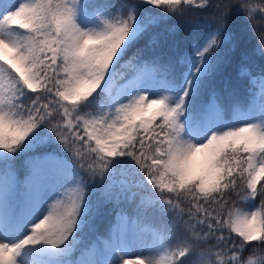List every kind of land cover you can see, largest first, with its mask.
Masks as SVG:
<instances>
[{
  "label": "snow or ice",
  "instance_id": "obj_1",
  "mask_svg": "<svg viewBox=\"0 0 264 264\" xmlns=\"http://www.w3.org/2000/svg\"><path fill=\"white\" fill-rule=\"evenodd\" d=\"M191 10L181 56L121 63ZM234 16L264 52V0H0V264H264V71L207 90ZM98 184L134 214L77 255Z\"/></svg>",
  "mask_w": 264,
  "mask_h": 264
},
{
  "label": "trees",
  "instance_id": "obj_2",
  "mask_svg": "<svg viewBox=\"0 0 264 264\" xmlns=\"http://www.w3.org/2000/svg\"><path fill=\"white\" fill-rule=\"evenodd\" d=\"M113 2L120 3L121 0H113ZM125 2L138 3L139 0H125ZM141 8L155 13L161 11L149 5H141ZM208 11L210 10L204 12L191 10L184 16L164 17L128 50L121 63L132 58L133 53L138 50L145 61L153 59L167 61L181 56L189 49L191 42L197 39L202 34V30L211 23L207 15ZM229 29L235 37L234 42L221 49L218 66L207 82L208 93L219 96L225 103L243 100L245 97L248 85L247 78L241 72L242 66L253 74L264 71V52L258 48L257 39L249 29L247 21L242 17L234 16L229 21ZM120 179H122L120 175L115 177L117 182ZM101 191L102 186L98 184L95 195L92 196L93 214L89 217L88 227L80 233L82 243L77 246V254L80 248L92 239L94 232H103L109 227L117 211L123 210L129 215L134 214V204H129L123 197L119 205L114 200L108 202L101 195ZM113 191L115 195L119 189Z\"/></svg>",
  "mask_w": 264,
  "mask_h": 264
}]
</instances>
